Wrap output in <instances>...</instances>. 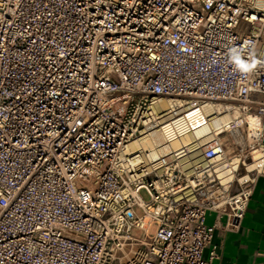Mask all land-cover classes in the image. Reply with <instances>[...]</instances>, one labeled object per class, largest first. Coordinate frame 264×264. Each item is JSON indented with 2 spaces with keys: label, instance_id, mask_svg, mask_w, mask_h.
<instances>
[{
  "label": "built area",
  "instance_id": "obj_1",
  "mask_svg": "<svg viewBox=\"0 0 264 264\" xmlns=\"http://www.w3.org/2000/svg\"><path fill=\"white\" fill-rule=\"evenodd\" d=\"M260 175L264 0H0V264H219Z\"/></svg>",
  "mask_w": 264,
  "mask_h": 264
},
{
  "label": "crops",
  "instance_id": "obj_2",
  "mask_svg": "<svg viewBox=\"0 0 264 264\" xmlns=\"http://www.w3.org/2000/svg\"><path fill=\"white\" fill-rule=\"evenodd\" d=\"M224 217L210 211L206 222L215 226L213 243L217 245L219 264H264V175L255 183L245 216L236 230H226ZM209 248L205 250L207 256Z\"/></svg>",
  "mask_w": 264,
  "mask_h": 264
},
{
  "label": "clouds",
  "instance_id": "obj_3",
  "mask_svg": "<svg viewBox=\"0 0 264 264\" xmlns=\"http://www.w3.org/2000/svg\"><path fill=\"white\" fill-rule=\"evenodd\" d=\"M231 58L237 68L241 70L242 72H248L256 67V64L258 63L256 60H252L251 63H247L241 59V53L237 49H232L231 51Z\"/></svg>",
  "mask_w": 264,
  "mask_h": 264
},
{
  "label": "bare ground",
  "instance_id": "obj_4",
  "mask_svg": "<svg viewBox=\"0 0 264 264\" xmlns=\"http://www.w3.org/2000/svg\"><path fill=\"white\" fill-rule=\"evenodd\" d=\"M168 108H170V106H168ZM153 131H156V132L153 133L154 142L157 143V144H161L163 139H162V135L158 132L160 130L156 129V130H153Z\"/></svg>",
  "mask_w": 264,
  "mask_h": 264
},
{
  "label": "rangeland",
  "instance_id": "obj_5",
  "mask_svg": "<svg viewBox=\"0 0 264 264\" xmlns=\"http://www.w3.org/2000/svg\"><path fill=\"white\" fill-rule=\"evenodd\" d=\"M141 194H142V196L145 198V199H148L149 198V194H148V192L146 191V190H141Z\"/></svg>",
  "mask_w": 264,
  "mask_h": 264
}]
</instances>
